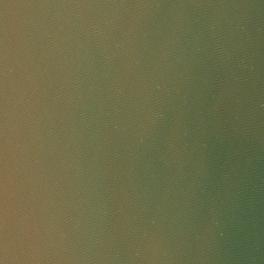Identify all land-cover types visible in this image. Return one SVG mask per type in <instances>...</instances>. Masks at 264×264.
<instances>
[{
	"label": "clouds",
	"instance_id": "clouds-1",
	"mask_svg": "<svg viewBox=\"0 0 264 264\" xmlns=\"http://www.w3.org/2000/svg\"><path fill=\"white\" fill-rule=\"evenodd\" d=\"M0 264H264V0H0Z\"/></svg>",
	"mask_w": 264,
	"mask_h": 264
}]
</instances>
